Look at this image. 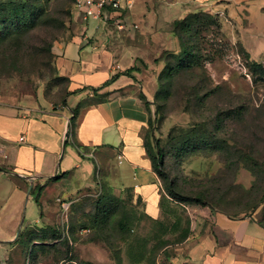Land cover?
<instances>
[{
  "label": "rangeland",
  "instance_id": "374dc122",
  "mask_svg": "<svg viewBox=\"0 0 264 264\" xmlns=\"http://www.w3.org/2000/svg\"><path fill=\"white\" fill-rule=\"evenodd\" d=\"M9 1L0 0V8ZM206 11L219 19L203 14L148 70L156 84L153 135L166 155L161 216L148 219L140 203L111 200L114 213L100 222L108 194L98 178L66 196L56 192L41 207L33 193L24 205L22 233L0 242V264H176L178 244L194 220L191 206L237 215L264 199V56L256 53L260 64L251 65L239 41L223 30L226 16ZM76 12L73 0L52 1L29 28L0 45V103L54 106L64 100L67 81L54 49L71 39ZM132 23L147 33L142 14ZM183 43L193 49L187 67L178 66ZM158 76L163 93L155 99ZM198 137L212 146L181 149ZM170 184L194 202H175L166 190Z\"/></svg>",
  "mask_w": 264,
  "mask_h": 264
},
{
  "label": "crops",
  "instance_id": "0c3cea01",
  "mask_svg": "<svg viewBox=\"0 0 264 264\" xmlns=\"http://www.w3.org/2000/svg\"><path fill=\"white\" fill-rule=\"evenodd\" d=\"M123 4L110 21L83 20L77 11L72 38L56 45L58 71L69 78L66 102L0 103V242H12L25 227L24 205L33 193L41 207L56 192L66 196L93 185L95 178L114 195L140 199L151 217L161 216L162 181L146 148L156 90L148 70L164 49L178 43L172 32L175 20L199 10L220 12L227 21L223 30L252 59L258 60L256 53L259 59L264 56V0ZM140 14L148 24L146 34L132 23ZM135 66L139 70L123 74ZM190 210L191 233L178 244L176 264H264V200L238 215L208 206Z\"/></svg>",
  "mask_w": 264,
  "mask_h": 264
},
{
  "label": "trees",
  "instance_id": "16d2710c",
  "mask_svg": "<svg viewBox=\"0 0 264 264\" xmlns=\"http://www.w3.org/2000/svg\"><path fill=\"white\" fill-rule=\"evenodd\" d=\"M52 1H58V0H30L28 2L19 1V0H11L9 2L2 4V6L0 8V45H1V47H4L3 45L6 43V40H8L10 37H12L11 36L12 34L23 32L27 28H29L31 23L33 21H35L39 17V15L45 13L46 6H48L49 3ZM73 4H74V0H73ZM203 14H205V15L207 14L210 17L213 16L216 19H219V17L216 14H213L210 11L199 10L196 12H191V13L187 14L185 17H183L181 19H177L173 22L172 32L176 36L179 45L182 43V34L190 33L192 31V29L194 28L196 22H201L204 20L205 16H203ZM72 22H73V20H72ZM72 36H71V38H72ZM239 43H240V46L242 47L244 53L246 54L248 61L251 63V65L258 66L260 64L259 60L252 59L250 53L244 48L242 43L241 42H239ZM182 47H183L182 52L177 55V57L180 60V62L178 63V66L181 64L182 66L187 67V65H189V63L192 61L191 57L193 55V52H192L193 49L190 46H187L185 43L182 44ZM6 49H8V47H6ZM55 58L57 61L56 55H55ZM137 70H139V68L135 66V67H132L130 69L125 70L123 72V74L130 75L133 71H137ZM62 77L65 78L67 81L66 94H65L64 100L61 102V103H64V102H66L67 96L71 92L68 90L69 78L64 76V75H62ZM114 77L111 80L107 81L106 84L111 82L114 79ZM162 93H163V85H162V82L158 76V90L155 94V99L160 97ZM142 97L144 98L146 105L149 106L150 102L146 101L144 96H142ZM152 103L156 104V100H154V102H152ZM82 105H83V102L79 105V107L77 109L74 110V112L77 113L79 108ZM156 112H157V107L155 108L154 112H153V110L150 109L149 132H148V136H147V140H146V148H147L148 153L152 159L153 166H154L156 172L158 173L161 181H163L166 179V169H165V167H166V162H165L166 155H165V151L163 149V146L161 145V142L159 141V139H157L153 135V130H154L153 127L154 126H153V122L151 120L152 113H156ZM242 112H243L242 109H240V113H242ZM150 137L154 141L153 147L151 146V143H150ZM211 143L212 142L208 137H198V138H196V140L193 143L191 141L187 140L185 143L182 144L181 149H183V148H185V149H192V148L195 149L196 148L197 149L199 147L208 148V147L212 146ZM60 177L61 176H57L56 178H54V180H58ZM41 188L42 187H39L38 189L41 190ZM166 190H167L168 195H170V197L175 202H177L178 204L187 203V202L188 203L194 202V200H192V198L178 194L172 184L168 185ZM104 194H108V195H103L105 200L103 201L102 206L100 208V214H101L100 222L103 221L102 219L104 217H109V216L113 215L114 210L111 208L113 206V203L111 202V200H114L113 202L116 203V202H121L122 200L125 199V198L119 197L117 195H114V194L110 193L109 191L104 192ZM37 198H38V196H37ZM125 200L133 201L132 198L125 199ZM263 200H261V202ZM138 203H140V199H138ZM143 216L145 218L155 220V218L151 217L145 210H144ZM119 223L122 226V228L127 227L125 225L124 221L120 220ZM22 231L19 233V235L22 233ZM190 233H191V230L188 229L186 232V235L184 236V240L189 237ZM32 247L35 250L34 246H32Z\"/></svg>",
  "mask_w": 264,
  "mask_h": 264
},
{
  "label": "built area",
  "instance_id": "2783aa9c",
  "mask_svg": "<svg viewBox=\"0 0 264 264\" xmlns=\"http://www.w3.org/2000/svg\"><path fill=\"white\" fill-rule=\"evenodd\" d=\"M76 10L81 14L83 20L97 19L102 21H110L113 14L124 9L123 0H74ZM119 28H123V24L119 23ZM24 140V137H22ZM119 163L124 160L122 153L118 154ZM65 209L69 204L63 203ZM188 209V208H187Z\"/></svg>",
  "mask_w": 264,
  "mask_h": 264
},
{
  "label": "water",
  "instance_id": "95a60500",
  "mask_svg": "<svg viewBox=\"0 0 264 264\" xmlns=\"http://www.w3.org/2000/svg\"><path fill=\"white\" fill-rule=\"evenodd\" d=\"M18 234H19V232H18ZM18 234H17V235H18Z\"/></svg>",
  "mask_w": 264,
  "mask_h": 264
}]
</instances>
